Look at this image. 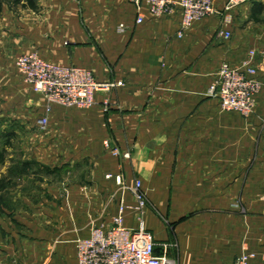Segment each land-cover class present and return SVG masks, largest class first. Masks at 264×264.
Masks as SVG:
<instances>
[{"label":"crops","instance_id":"crops-1","mask_svg":"<svg viewBox=\"0 0 264 264\" xmlns=\"http://www.w3.org/2000/svg\"><path fill=\"white\" fill-rule=\"evenodd\" d=\"M227 1L213 0L218 10ZM0 3V75L16 83L0 113L32 128L39 165L26 178L45 179L43 194L20 197L24 207L0 216V264H78L76 242L111 227L123 202L125 226L139 229L142 215L158 256L233 264L254 253L250 264H264V89L249 118L208 96L221 65L239 68L251 51L264 88V0L204 18L181 38L180 12L156 18L145 8L137 24L129 0ZM35 52L124 85L98 92L89 109L54 105L47 116L45 97L16 67ZM105 141L131 159L121 161ZM80 164L88 169L82 181L48 182L53 169ZM121 173L125 186L107 178ZM137 181L148 200L142 213Z\"/></svg>","mask_w":264,"mask_h":264},{"label":"built area","instance_id":"built-area-1","mask_svg":"<svg viewBox=\"0 0 264 264\" xmlns=\"http://www.w3.org/2000/svg\"><path fill=\"white\" fill-rule=\"evenodd\" d=\"M252 0H228L223 10H218L213 0H129L136 8L137 24L144 22V9L156 17L171 16L180 12L182 20L178 37L184 34L198 21L213 15L228 14ZM227 18V16H226ZM224 39L231 38L230 32H223ZM257 53L251 51L241 67L223 63L217 73L216 81L210 86L208 96L219 101L224 112H236L245 118L255 113L257 96L263 91V84L258 78L259 70L255 65ZM16 67L24 82L37 93L42 94L47 102L46 114L52 106L89 109L96 104L98 92H110L123 86V82H99L95 75L84 68L61 66L45 61L38 53L20 56ZM48 125V118L40 121L41 127ZM105 147L121 161L131 159L130 151H122L105 141ZM114 177L116 183L125 186L123 174ZM137 201L135 209L143 212L148 205L147 195L142 182L137 181L133 188ZM126 205L121 203L117 215L109 228L100 226L92 229L88 238L76 242L78 264H180L175 258L155 254L157 243L153 234L143 227L130 230L125 226ZM169 245L165 244L167 248ZM171 246V245H170ZM176 247V244L172 245ZM254 253H244L233 264H250Z\"/></svg>","mask_w":264,"mask_h":264},{"label":"rangeland","instance_id":"rangeland-1","mask_svg":"<svg viewBox=\"0 0 264 264\" xmlns=\"http://www.w3.org/2000/svg\"><path fill=\"white\" fill-rule=\"evenodd\" d=\"M261 11L264 13L263 7L260 9V12ZM8 79V75H0V108L4 105L2 104L3 96L4 99H6L7 96H11L13 93L10 91L11 84H16L13 83V81H8ZM11 131L14 132V136L11 138V145L6 149L5 146L6 142H8V132ZM31 131L32 128L26 127L24 123H21L8 115L2 116L0 113V149L2 150L5 148V150H7L6 162L1 168L0 177L1 175H4L12 180L11 186L4 192L6 198L2 203V208L9 211H15L25 206L20 197L25 196L37 198V196L43 194V187H41L39 182L45 181L42 176L33 178L19 176V165H23L25 162L38 163L33 152L35 143L32 139L28 138V133ZM87 170V167L82 164H80L75 170L70 167L66 169V167L63 166L62 168L53 169V175L51 177H46L49 178L48 182H57L59 184L65 180L82 181ZM238 205L240 204H236V206ZM2 214L3 213L0 211V216Z\"/></svg>","mask_w":264,"mask_h":264},{"label":"trees","instance_id":"trees-1","mask_svg":"<svg viewBox=\"0 0 264 264\" xmlns=\"http://www.w3.org/2000/svg\"><path fill=\"white\" fill-rule=\"evenodd\" d=\"M3 0H0V2H2ZM7 1V0H5ZM8 1H13V3L17 4L18 0H8ZM26 2L28 3V5L30 7H34V0H26ZM1 4V3H0ZM12 136H14V132H8V142H6V149L11 145V138ZM6 157H7V150L4 149H0V173H1V168L4 165V163L6 162ZM37 165H39L36 162H25L23 165H19L18 169H19V176L20 177H29L30 175L33 174L32 170L34 168V166L36 167ZM44 167L45 170H49L50 168L47 166H42ZM17 169V168H16ZM30 169V171L28 170ZM12 184V180H10L7 176L1 175L0 177V211L1 213H5L6 209L2 208V203L5 200V196L4 192L6 190L9 189V187Z\"/></svg>","mask_w":264,"mask_h":264}]
</instances>
